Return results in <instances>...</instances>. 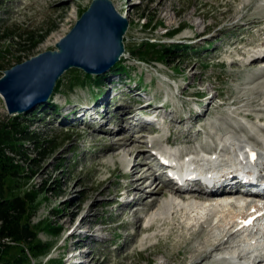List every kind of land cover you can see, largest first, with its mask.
<instances>
[{
	"label": "rangeland",
	"instance_id": "obj_1",
	"mask_svg": "<svg viewBox=\"0 0 264 264\" xmlns=\"http://www.w3.org/2000/svg\"><path fill=\"white\" fill-rule=\"evenodd\" d=\"M92 1L61 0L52 4L45 0H0V78L4 71L17 65L20 60L26 61L45 51L54 50L56 43L69 33ZM113 1L124 9V17L130 22L124 46L126 45L131 58L120 63L127 72L113 70L110 75L96 79L97 77H86L81 71L69 70L62 77L59 87V92L66 97L58 95L55 103L67 98L70 102L82 105L95 104L110 93L111 99L115 97L112 101H121L120 104L137 108L139 106L133 103L135 95L128 94L129 90L137 88L142 93L135 99L137 101L152 98L156 104H162L167 97L173 98L176 104L170 108L171 116L177 117H189L190 109V113L193 108L197 110L196 104L202 95H207L205 100L208 102L213 96L216 97L213 106L208 108L209 117L227 114L231 110L230 104H246L251 106L250 110L258 108V96L255 94L249 95L245 102H239L245 98L241 97L240 89L245 87L244 83L254 85L253 82L259 77L257 71L264 64H252L250 57L244 56L248 49H255L252 44L255 41L259 43L261 40L264 43V34L252 27L259 20L258 17L264 16V11L257 8L261 1L111 0ZM224 15L233 17L232 22H229V18L222 21ZM146 24L148 27L144 26ZM174 29L180 31L178 36L173 37L171 33L170 39L169 36L162 37L167 31ZM51 35L54 38L47 41ZM31 36L33 42L38 39L40 41L34 48L26 40ZM182 37L190 39L184 45L175 43L178 45L173 48L168 44L179 42ZM147 38L159 40V44H156L154 54L140 59V54L134 52L139 41L141 43ZM166 48L174 50L167 54ZM241 49L244 57L235 53ZM78 78L84 84H76L73 89L71 85ZM170 89L172 95H166ZM122 97L124 99L118 100ZM53 104L54 102L49 103L47 107L28 114L11 116L0 96V123H8L15 117L20 121L25 120V125H29V132L40 140L37 143L32 140L24 142V154L20 153L17 157L15 153L8 152L27 171L25 176L14 179V194L24 195L30 191L39 193L37 211L29 222H25L26 226L33 231L39 230L38 240L51 245L48 254L41 260H34L33 264H40L42 261L47 264H70L67 260L75 251L71 249L77 241L84 238L88 248H84L87 249L85 254L77 261L85 264H187L190 252H187L186 244L182 241L177 246L173 239L160 240L155 235L148 239L151 240L149 244L155 248L144 251L145 247L137 245L139 240L146 241L151 236L148 233H138L139 225L143 222V219L138 221V216L145 217L143 209H146L145 204L150 203L151 198L148 197L149 200L144 205L136 204L139 209L135 212L126 211L124 214L123 209L121 211L113 203L115 194L124 191L123 185L131 180V177L125 176L126 171L131 168L127 169L122 160L134 162L137 156L141 160V150L139 149L141 153L138 154L139 151L133 147H142L143 139L137 140V134L134 135L133 132V149H124L125 154L106 151L112 137L101 132L89 134L90 130L80 124L75 125L77 123L72 118L63 121L51 109ZM203 104L205 107L202 108L206 110V101ZM161 114L159 119L166 129L157 136L163 133L164 137L168 136V129H171L170 137L173 140L183 139V134L192 121L176 127L170 121L171 116L168 117L164 112ZM256 114L258 113H253L252 120L259 116ZM165 115L167 121L163 118ZM261 134L264 135V132ZM263 135L260 137L264 138ZM146 191L147 189L140 191L139 197L148 196ZM91 209L88 224L81 229V235L71 236L76 225L82 223ZM89 225H94L95 228L89 231ZM52 230H56L57 234L52 235ZM132 234V240L126 242ZM7 244L12 247L7 256L10 258L17 255L19 249L14 248L15 244Z\"/></svg>",
	"mask_w": 264,
	"mask_h": 264
},
{
	"label": "bare ground",
	"instance_id": "obj_2",
	"mask_svg": "<svg viewBox=\"0 0 264 264\" xmlns=\"http://www.w3.org/2000/svg\"><path fill=\"white\" fill-rule=\"evenodd\" d=\"M58 1L61 0H45V2H50L52 4L57 3ZM258 1H261L257 4L258 10L264 11V0ZM113 2V5H115L116 2ZM120 5L122 6V4H119V6ZM114 7L122 16H124L123 8H119L118 5H115ZM230 12H232V10H230ZM226 18H229V22H232L233 17L231 18L229 15H224L222 21H225ZM258 19V21L253 23L254 25H252V27L258 28L257 30L264 34V16L258 17ZM128 32L129 29L127 35ZM126 37L125 41L127 39ZM53 38V35H51L48 37L47 41H51ZM187 38L182 37L181 40ZM252 44L254 45L255 50L252 51L248 49V51L245 52L246 54L244 53V56H249L252 64L264 63V43H261L260 40L259 43L255 41ZM124 47L125 51L120 57L119 62H122L126 57L130 56H128L126 45ZM242 49L237 50L235 53L239 56H243L242 52L244 51ZM233 63H235V61ZM115 66L103 74V77L110 75ZM67 72H65L62 77ZM257 72L259 77L255 80L256 83L253 82L254 85L252 86L249 82L244 83L243 86L245 87L240 89L242 92L241 97L245 98L239 103L245 102L249 95L255 94L258 96L256 97V102L259 104L258 108L250 110L251 106L246 104L243 106L230 104V112L227 114H220L218 115L220 117L216 116L217 118L207 116L208 108L213 106L216 99L214 96L210 99L208 98L210 100L208 102L205 100L207 95H202V98H199V101L196 104V107L198 108L197 110L193 108L190 113V109L188 112L190 115L189 117H177L171 116L172 112L170 111V108L172 105L175 106L176 104L173 98L168 97V99H165L162 104H156L153 102L152 98L137 101L135 99L142 95L141 91L137 88H133L128 92V94L133 93L135 95L133 98L135 101L133 100V103L134 105L139 106L137 108L134 106H127L125 103L120 104L121 101H112L115 97L111 99L112 97H110V93H107L100 103L95 104L90 103L82 105L70 102L69 100H66L67 98L55 103V98L62 94L59 92V83L62 81V77L57 81L59 83H56L57 86L55 85L56 88H54L51 97L44 104L47 105L54 102L58 107V112L54 110V114H57V116L62 118L63 121L72 118L73 122L77 123L75 125L80 124L90 130L88 131L89 134L92 132H97L99 134V132H101L112 137L110 138L112 140L111 144L106 151L121 152L122 154H125V150H129L135 144L131 145L133 137L131 136V133L133 132L134 135L137 134V140L143 139L142 147L137 148L136 145L133 147L136 151H139V149L141 150L142 153L140 151L138 152V154L141 153L143 156L141 160H138L139 156L137 155L134 162H126L121 159L123 164L128 167L127 169L131 168L125 173L126 178L131 177V180L123 185L124 191L122 190L115 194V201L113 203L117 204L119 208H121V211L123 209L124 214L126 211L135 212L139 209V207L137 208V205H144L148 197L151 198L150 203L145 204L146 209H143V212L145 211L146 213L145 217L142 218L141 216H138V221L143 219V222L139 225L138 233L151 234L146 241L139 240L137 243L139 247H145L144 251L153 249L154 246L149 244L151 240L148 239L157 235L160 240L173 239L176 241L177 246L181 241L186 244L187 252H190V258L187 264H230L229 257L232 254H244V252L249 253V257L245 258L242 256L240 259H245L247 264L258 259H261L259 261L260 264H264V232L254 238H249V229L244 226L247 220L258 218L257 213L261 211V208L256 204H240L238 201L234 203L233 201L219 200L222 196L225 197L228 195L225 194L224 191H218L214 194L206 195L200 188L195 191L185 192L179 187L162 183V173L160 172V169L151 163L152 160L149 144L154 141L159 144L164 139L165 133L154 137V139H152L153 141L146 137L149 130L148 125L155 126V123H148L146 121V116L155 113L157 117H162L161 113L164 112L168 117L171 116L170 121L172 125L176 127L179 125H186L188 122L192 121L188 126V129L184 132L183 139L177 138L173 140L171 137H166L163 140L171 146H176V152L174 153L175 157H180L185 153L198 155L200 151H203L210 156L216 154L222 158L224 157V160L222 159V161L228 162L230 159V161L233 162L234 159L229 148H224L221 151L216 150L220 143L224 146L231 144L234 147L233 153L235 156L243 153L242 148L245 147V144L255 147L259 153L264 155V138L260 137V135H263L261 132H264V64ZM252 79L253 77L251 78V81ZM72 88L75 89V87ZM115 89L116 88L113 90L115 91ZM62 95L66 97L65 94ZM121 99L124 98L122 97L118 100ZM205 101L207 103L206 110L202 108L203 106L205 107V104H203ZM44 104L40 106H43ZM253 113H258L256 115L259 116H256L255 119L252 120L254 117ZM166 115L163 117L164 119H166ZM205 118L208 120H205ZM175 119L179 120L175 121ZM199 122H201L200 128L198 127ZM246 123L252 124L253 128L248 129ZM113 136H115L116 139L113 140ZM191 138H194V140ZM256 139L257 141L255 142ZM226 155L227 157H225ZM262 159L264 160V158ZM225 162L223 164L220 162V165L222 164L223 166L226 164ZM237 167L238 165L236 163L232 164V170ZM146 189V194L148 196H142L144 199L139 197L141 194L140 191L144 192ZM179 198L184 200L181 201ZM212 198H214L216 203L208 205L202 202L204 200H211ZM91 211L92 209L88 211L82 223L76 225V230L71 236L75 235V237H78L76 235H81L80 231L88 224ZM189 220L193 221L194 225H191ZM93 226L94 225H89V231L95 228ZM132 236L133 234L127 238L126 242H129ZM200 236L203 237L200 238ZM86 244L87 241H85V238L84 240L77 241L71 251H79L70 256L67 263L85 264L83 262H78L77 260L85 254L84 251L87 249L84 248H88ZM197 260L198 262H195Z\"/></svg>",
	"mask_w": 264,
	"mask_h": 264
},
{
	"label": "water",
	"instance_id": "obj_3",
	"mask_svg": "<svg viewBox=\"0 0 264 264\" xmlns=\"http://www.w3.org/2000/svg\"><path fill=\"white\" fill-rule=\"evenodd\" d=\"M129 21L111 0H93L54 50L45 51L10 69L0 78V96L7 113L33 112L51 97L57 81L71 70L103 75L125 51Z\"/></svg>",
	"mask_w": 264,
	"mask_h": 264
},
{
	"label": "trees",
	"instance_id": "obj_4",
	"mask_svg": "<svg viewBox=\"0 0 264 264\" xmlns=\"http://www.w3.org/2000/svg\"><path fill=\"white\" fill-rule=\"evenodd\" d=\"M26 40L30 42L31 48L40 42L39 39L33 42L32 36ZM155 46L149 41H143L134 53L137 52L140 54V59H144L151 53H155ZM171 46L172 48L176 47L175 45ZM172 48H166L165 52L167 54L173 52ZM22 62L23 60L19 61V63ZM115 70H119L120 73L127 72L120 63L115 66ZM86 77L90 78L91 76L86 75ZM97 79L99 78L97 77ZM76 84L83 85L84 83L78 78L71 87H75ZM43 108L44 105L38 107L36 111ZM25 123V120L20 121L17 117L14 120H9L8 123H0V264H33L34 260H41L51 249L50 244L38 240L39 230L33 231L25 223L29 222L37 211L39 193L30 191L24 195L14 194V179L25 176L27 172L26 167L16 160V155L24 154L22 151L24 142L32 140L37 143L40 141L29 132V125H25ZM9 151L15 153L16 157L10 156ZM51 233L52 235L57 234L56 230H52ZM8 242L15 244L14 248L19 249L18 254L10 258L7 256V252L12 247L7 244ZM40 264L47 263L42 261Z\"/></svg>",
	"mask_w": 264,
	"mask_h": 264
}]
</instances>
